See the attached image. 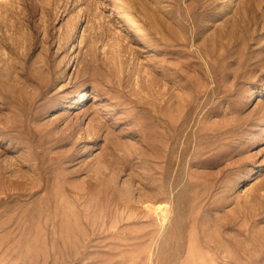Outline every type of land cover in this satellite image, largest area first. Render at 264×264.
<instances>
[{
  "label": "rangeland",
  "instance_id": "rangeland-1",
  "mask_svg": "<svg viewBox=\"0 0 264 264\" xmlns=\"http://www.w3.org/2000/svg\"><path fill=\"white\" fill-rule=\"evenodd\" d=\"M0 264H264V0H0Z\"/></svg>",
  "mask_w": 264,
  "mask_h": 264
},
{
  "label": "bare ground",
  "instance_id": "bare-ground-1",
  "mask_svg": "<svg viewBox=\"0 0 264 264\" xmlns=\"http://www.w3.org/2000/svg\"><path fill=\"white\" fill-rule=\"evenodd\" d=\"M158 204H156L155 206H154V204L152 203V205L154 206L153 207V209H154V211H160V212H162V211H165V210H167L166 208V206H165V204L167 203H165V202H157ZM148 206H151V205H148ZM168 213V212H167ZM180 241V240H179Z\"/></svg>",
  "mask_w": 264,
  "mask_h": 264
}]
</instances>
